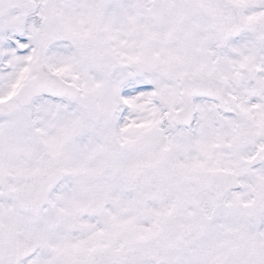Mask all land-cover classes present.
I'll list each match as a JSON object with an SVG mask.
<instances>
[{
	"label": "snow or ice",
	"instance_id": "snow-or-ice-1",
	"mask_svg": "<svg viewBox=\"0 0 264 264\" xmlns=\"http://www.w3.org/2000/svg\"><path fill=\"white\" fill-rule=\"evenodd\" d=\"M0 264H264V0H0Z\"/></svg>",
	"mask_w": 264,
	"mask_h": 264
}]
</instances>
